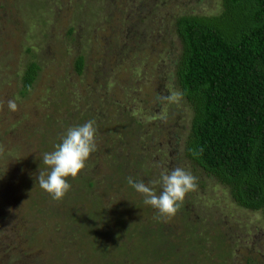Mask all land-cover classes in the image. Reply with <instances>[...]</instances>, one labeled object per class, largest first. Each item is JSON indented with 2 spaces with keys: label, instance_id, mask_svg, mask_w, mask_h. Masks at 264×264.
Masks as SVG:
<instances>
[{
  "label": "rangeland",
  "instance_id": "rangeland-1",
  "mask_svg": "<svg viewBox=\"0 0 264 264\" xmlns=\"http://www.w3.org/2000/svg\"><path fill=\"white\" fill-rule=\"evenodd\" d=\"M219 10L220 0H0V264H264L261 212L236 205L183 150L191 110L174 21ZM89 120L97 150L55 201L37 181L42 154ZM176 167L198 188L158 219L126 178L148 184Z\"/></svg>",
  "mask_w": 264,
  "mask_h": 264
},
{
  "label": "trees",
  "instance_id": "trees-1",
  "mask_svg": "<svg viewBox=\"0 0 264 264\" xmlns=\"http://www.w3.org/2000/svg\"><path fill=\"white\" fill-rule=\"evenodd\" d=\"M174 30L176 83L191 110L184 155L264 217V0H220L216 14L178 16ZM36 72L26 66L21 95Z\"/></svg>",
  "mask_w": 264,
  "mask_h": 264
},
{
  "label": "clouds",
  "instance_id": "clouds-1",
  "mask_svg": "<svg viewBox=\"0 0 264 264\" xmlns=\"http://www.w3.org/2000/svg\"><path fill=\"white\" fill-rule=\"evenodd\" d=\"M8 107L14 112L18 105L15 100H9ZM95 125V120H89L82 125L69 127L54 150L42 154L43 164L48 171H39L37 181L53 200L60 201L69 193L72 186L67 178L75 179L97 150ZM126 180L136 192L142 194L145 205L157 210L158 219L174 217L183 206L186 194L198 188L197 178L182 167L162 171L158 180L148 184L132 176ZM157 185L162 189L159 194Z\"/></svg>",
  "mask_w": 264,
  "mask_h": 264
}]
</instances>
